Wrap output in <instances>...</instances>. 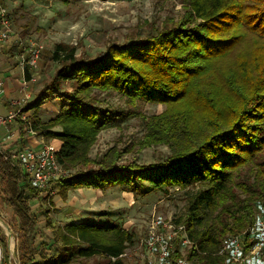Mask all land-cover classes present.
<instances>
[{"label": "trees", "instance_id": "trees-1", "mask_svg": "<svg viewBox=\"0 0 264 264\" xmlns=\"http://www.w3.org/2000/svg\"><path fill=\"white\" fill-rule=\"evenodd\" d=\"M180 2L179 19L131 41H113L95 59L79 57L73 44L56 43L46 59L63 69L45 91L48 98L60 99L61 107L46 120L35 110L28 120L45 141L60 140L58 159L69 170L60 180L64 199L82 187L186 189L185 211L175 218L186 224L192 240L184 251L193 264H223L218 253L223 239L248 229L255 202L264 200V0ZM59 80L71 83V89L60 90ZM96 91H114L136 109L139 102L164 109L125 113L101 106ZM135 115L146 128L140 148L167 145L170 153L163 161L122 162L128 150L117 146L91 155L102 130ZM18 122L29 130L25 121ZM0 186L20 220L21 264H70L75 250L81 258L102 256L105 264H125L133 230L90 220L55 226L48 213L43 214L55 249L38 260L30 242L35 227L30 202L40 192L1 152ZM179 242L175 256L182 253Z\"/></svg>", "mask_w": 264, "mask_h": 264}, {"label": "rangeland", "instance_id": "rangeland-1", "mask_svg": "<svg viewBox=\"0 0 264 264\" xmlns=\"http://www.w3.org/2000/svg\"><path fill=\"white\" fill-rule=\"evenodd\" d=\"M7 9L12 25L9 41L15 48V56L23 50L20 41L24 44L34 41L44 45L36 66L28 70L32 82L33 103H44L45 109L42 108L40 112L45 119L55 116L62 104L60 99L48 98V92L45 91L57 71L63 69L60 62L46 59V55L54 49L56 43L73 44L77 47L79 57L95 59L113 41L124 43L134 40L155 28L163 27L165 23H170L171 19H179L183 14L180 0H15L7 5ZM11 56L14 57V54ZM58 87L60 90H69L71 83L59 80ZM39 97L42 99L38 100ZM94 97L101 106L125 113L137 110L149 115L164 109L163 104L152 102H139L136 109L135 105L114 91H96ZM30 98L21 100L22 107L27 105ZM145 132L146 128L138 115L129 117L119 126L102 130L91 155H101L109 147L117 146L128 150L122 156V162L135 160L149 164L163 161L170 153L167 145L140 148L138 140ZM50 141L59 145L57 139ZM75 170L78 171L79 168L71 172L74 173ZM193 188L194 186H191L190 190ZM54 189V194L40 192L39 196L30 202L35 219L30 242L37 251V259H41L43 252L51 256L55 249L52 231L46 227L43 214L48 213L55 226L70 221L90 220L117 222L133 230L136 236L126 250L125 264H151L153 257L141 244L142 238L147 234L148 223L153 214L173 219L182 215L185 211L187 191L177 186H168L163 190L151 189L148 192V188L129 191L118 185H111L106 189H71L64 199L59 193L60 182ZM0 217L13 230L15 249L21 261L20 220L11 206L4 201L1 192ZM7 241L6 230L0 224V245L2 254L6 257L3 263L7 262ZM74 254L70 258V264H105L102 256L81 258L76 250Z\"/></svg>", "mask_w": 264, "mask_h": 264}, {"label": "built area", "instance_id": "built-area-1", "mask_svg": "<svg viewBox=\"0 0 264 264\" xmlns=\"http://www.w3.org/2000/svg\"><path fill=\"white\" fill-rule=\"evenodd\" d=\"M15 0H0V43L10 40L12 25L8 16L7 4ZM21 49L17 54L18 66L22 71L36 66L44 45L34 41L19 42ZM0 78V91L2 90ZM28 99L29 96L24 97ZM16 109L7 114H0V126L18 118L27 123L29 130L31 124L28 115L23 112L20 99L14 100ZM59 146L53 142H45L39 150L25 148L18 150L14 158L27 174L30 184L41 193L54 194L55 185L69 175L58 159ZM6 230V229H5ZM7 234V230H6ZM179 240L181 254L175 256V242ZM142 246L153 257L151 264H193L187 257L185 248L192 244L184 223L175 221L161 214H153L148 223V231L141 240ZM218 253L223 256V264H264V201L255 202V215L248 229L225 237ZM2 254L0 245V264H21L18 252L15 249V235L13 233L10 247L7 244V262Z\"/></svg>", "mask_w": 264, "mask_h": 264}, {"label": "crops", "instance_id": "crops-1", "mask_svg": "<svg viewBox=\"0 0 264 264\" xmlns=\"http://www.w3.org/2000/svg\"><path fill=\"white\" fill-rule=\"evenodd\" d=\"M12 54H14V57L11 56ZM0 78L3 82L2 90L0 91V114L4 115L10 110L16 109L17 106L13 104V101L22 100L26 95L31 97L28 102L33 103L32 82L18 66L15 48L9 40L0 43ZM28 102L25 107H22L23 110L25 109V114L30 116L33 111L37 110L40 118L46 120L40 112L42 108L45 109L44 103L39 104L36 102L29 106ZM57 141L59 143L58 146H60V140L57 139ZM45 142L47 141L38 132L22 129L18 119L0 126V152L4 154V159L12 165L14 163L17 164L14 155L18 150L25 148L39 150ZM51 142L54 143V141Z\"/></svg>", "mask_w": 264, "mask_h": 264}, {"label": "water", "instance_id": "water-1", "mask_svg": "<svg viewBox=\"0 0 264 264\" xmlns=\"http://www.w3.org/2000/svg\"><path fill=\"white\" fill-rule=\"evenodd\" d=\"M0 224L7 230V239H8L7 244L10 247L11 242H12V237H13V230L11 229V227L8 224H6L2 220L1 217H0Z\"/></svg>", "mask_w": 264, "mask_h": 264}]
</instances>
